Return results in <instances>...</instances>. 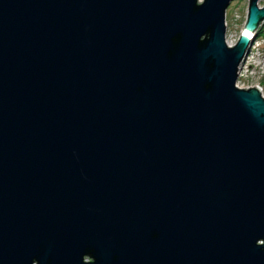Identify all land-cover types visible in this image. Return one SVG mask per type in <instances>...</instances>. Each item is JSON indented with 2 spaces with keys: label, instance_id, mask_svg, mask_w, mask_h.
Here are the masks:
<instances>
[{
  "label": "water",
  "instance_id": "95a60500",
  "mask_svg": "<svg viewBox=\"0 0 264 264\" xmlns=\"http://www.w3.org/2000/svg\"><path fill=\"white\" fill-rule=\"evenodd\" d=\"M249 0H0V264H264Z\"/></svg>",
  "mask_w": 264,
  "mask_h": 264
},
{
  "label": "rangeland",
  "instance_id": "374dc122",
  "mask_svg": "<svg viewBox=\"0 0 264 264\" xmlns=\"http://www.w3.org/2000/svg\"><path fill=\"white\" fill-rule=\"evenodd\" d=\"M259 6H264V0L259 2ZM248 9L249 0H232L230 3L226 17V41L229 46H234L239 41L248 18ZM258 32L243 60L246 59V63L242 75L238 72L237 85L241 88L258 87V85L264 88V23ZM252 53L254 56H251ZM248 54H250L249 58ZM262 95L264 96V93Z\"/></svg>",
  "mask_w": 264,
  "mask_h": 264
},
{
  "label": "built area",
  "instance_id": "2783aa9c",
  "mask_svg": "<svg viewBox=\"0 0 264 264\" xmlns=\"http://www.w3.org/2000/svg\"><path fill=\"white\" fill-rule=\"evenodd\" d=\"M251 56H254V54L252 53L251 54ZM248 58L250 57V54H248V56H247ZM245 61H246V59H245ZM245 61H243L242 62V64L240 65V67H239V74H241L242 75V70H243V67H245ZM245 84V83H244ZM258 87L260 88V90H261V92H262V94L264 93V88H262L260 85H258Z\"/></svg>",
  "mask_w": 264,
  "mask_h": 264
},
{
  "label": "bare ground",
  "instance_id": "6f19581e",
  "mask_svg": "<svg viewBox=\"0 0 264 264\" xmlns=\"http://www.w3.org/2000/svg\"><path fill=\"white\" fill-rule=\"evenodd\" d=\"M259 33V32H258ZM258 33H257V35H258Z\"/></svg>",
  "mask_w": 264,
  "mask_h": 264
}]
</instances>
